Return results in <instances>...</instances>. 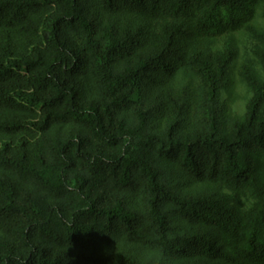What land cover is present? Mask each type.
Instances as JSON below:
<instances>
[{
    "label": "trees",
    "instance_id": "trees-1",
    "mask_svg": "<svg viewBox=\"0 0 264 264\" xmlns=\"http://www.w3.org/2000/svg\"><path fill=\"white\" fill-rule=\"evenodd\" d=\"M0 264H264V0H0Z\"/></svg>",
    "mask_w": 264,
    "mask_h": 264
},
{
    "label": "rangeland",
    "instance_id": "rangeland-1",
    "mask_svg": "<svg viewBox=\"0 0 264 264\" xmlns=\"http://www.w3.org/2000/svg\"><path fill=\"white\" fill-rule=\"evenodd\" d=\"M240 52H241V56L243 58V54L246 52V49L244 47H242V45H241V51ZM245 56L248 57L247 54ZM232 92H233L232 98L230 100V102L232 103V108L237 113H242L245 110L246 103H247L248 98L250 96L248 91H247V88L243 84L237 83L233 87ZM228 96H229L228 92L224 93V98H228Z\"/></svg>",
    "mask_w": 264,
    "mask_h": 264
}]
</instances>
